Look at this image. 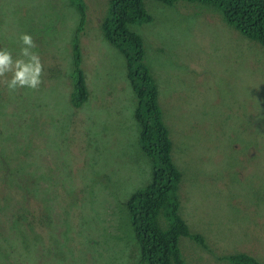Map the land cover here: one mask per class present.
I'll return each instance as SVG.
<instances>
[{
  "label": "rangeland",
  "instance_id": "obj_1",
  "mask_svg": "<svg viewBox=\"0 0 264 264\" xmlns=\"http://www.w3.org/2000/svg\"><path fill=\"white\" fill-rule=\"evenodd\" d=\"M82 2L87 96L76 107L78 12L69 0H0V48L15 56L19 34L30 33L44 65L38 90L10 93L0 82V264L137 261L124 202L150 181L152 162L138 141L123 56L99 28L108 0ZM142 3L151 20L129 27L180 174L178 214L205 245L180 236L181 258L229 264L221 256L243 252L264 264V48L210 5Z\"/></svg>",
  "mask_w": 264,
  "mask_h": 264
},
{
  "label": "trees",
  "instance_id": "obj_2",
  "mask_svg": "<svg viewBox=\"0 0 264 264\" xmlns=\"http://www.w3.org/2000/svg\"><path fill=\"white\" fill-rule=\"evenodd\" d=\"M69 1L79 14L71 40L70 74L73 82L70 103L77 107L87 96L79 69L77 38L84 22L85 9L82 0ZM159 1L170 5L176 0ZM183 1L214 7L223 22L264 48V0ZM150 20L142 0H108L99 28L103 39L123 56L126 78L136 99L133 115L139 127L138 141L141 150L152 162L150 181L132 191L124 202L137 245V261L134 264H184L178 248L180 236L189 238L201 247L205 245L201 235L188 231L186 223L178 214L180 174L171 158V141L161 119L156 85L142 61L141 38L129 27ZM221 259L229 264H259L254 257L243 252L225 254Z\"/></svg>",
  "mask_w": 264,
  "mask_h": 264
},
{
  "label": "clouds",
  "instance_id": "obj_3",
  "mask_svg": "<svg viewBox=\"0 0 264 264\" xmlns=\"http://www.w3.org/2000/svg\"><path fill=\"white\" fill-rule=\"evenodd\" d=\"M19 52L14 56L8 48H0V82L10 93L21 88L38 90L43 83L44 65L35 51L37 45L30 33L18 36Z\"/></svg>",
  "mask_w": 264,
  "mask_h": 264
}]
</instances>
